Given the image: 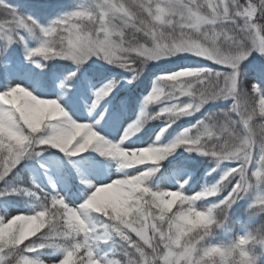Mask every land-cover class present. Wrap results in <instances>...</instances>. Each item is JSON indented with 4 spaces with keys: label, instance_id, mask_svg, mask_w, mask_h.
Listing matches in <instances>:
<instances>
[{
    "label": "clouds",
    "instance_id": "obj_1",
    "mask_svg": "<svg viewBox=\"0 0 264 264\" xmlns=\"http://www.w3.org/2000/svg\"><path fill=\"white\" fill-rule=\"evenodd\" d=\"M57 17L66 19L46 42L32 34L39 60L31 62L41 69L87 52L130 74L131 84L162 60L189 55L206 63L157 74L143 114L116 142L88 124L67 145L64 135L78 122L57 99L20 84L0 92V163L48 148L92 150L121 173L98 185L84 179L91 191L77 206L57 193L47 207L0 215L7 221L0 264H264V82L250 81L245 67L253 55L264 60V0H73ZM209 104L220 106L163 140ZM153 121L163 122L153 142L123 146ZM181 149L207 160L206 176L216 174L199 190L189 191L190 175L164 186V164ZM240 202L243 218H233ZM221 231L226 240L216 239Z\"/></svg>",
    "mask_w": 264,
    "mask_h": 264
},
{
    "label": "rangeland",
    "instance_id": "obj_2",
    "mask_svg": "<svg viewBox=\"0 0 264 264\" xmlns=\"http://www.w3.org/2000/svg\"><path fill=\"white\" fill-rule=\"evenodd\" d=\"M187 57H189V55H181L171 60H162L160 62H156L155 64ZM62 60L73 62L69 59ZM250 60L255 59L252 57ZM257 61L258 63L260 62L258 58ZM87 63L91 66H94V69L98 72L100 70H102L103 72L104 67L111 70L115 68L105 62H100L95 57L89 59ZM123 74L128 73L123 72ZM99 83L101 82H94L88 84L87 86H83L79 81H76L75 83V80H71L68 82V86L66 88L56 86L59 84V81H57L55 85H52L51 87H43L40 85L37 79H33L31 75L28 72H24L20 68V66H5L2 71V77L0 78V92L5 91L12 85L20 84L40 98L57 99L73 120L78 123L90 124L95 131L100 133L106 139L116 142L121 139L125 129L134 121V118L125 111H114L111 106L112 100L108 98L104 100L95 110L90 111V106L93 98L92 90L95 87H99ZM70 86H72L73 89H71ZM102 114L103 118L101 119ZM97 121H99V123H97ZM158 131V129L154 132L151 131V135L148 137V139L142 138L143 135L141 132L132 137L130 140H126L123 146H146L147 144L155 140V134ZM186 155L191 154L186 153L182 150L180 152H177L175 158H182V156ZM97 156L103 157L98 153L89 150V152L86 151L76 156H69V165H63V163H61L62 161H59L56 158H51L50 156H47V154L42 153L38 157L39 162L37 166H28L27 162L23 160L14 170L13 176L16 179L20 180V177L23 175L21 169H25L26 172L32 174V177H29V179L27 180V183L25 185L26 187H31L34 181L39 185V188L43 193H59L60 195L65 197L66 202L70 206H77L82 202L86 194L91 191V188L82 182L84 179L92 181L94 184L98 185L107 183L110 180L115 179L121 175V173L116 170L114 161L107 157H104L103 160L95 159ZM170 160L173 159H169L168 161ZM188 160H190L189 157L181 159L180 163L177 164L176 170H172L169 175H164L163 180L165 181V187H174V184L169 183V181H171L173 177L179 176L181 179H183L187 178L190 175L192 181L190 180L189 191H195L199 190L201 185L205 182H210L215 178L216 174H212L211 178H209L210 176L205 175V173L209 170L208 168L205 170L204 174L201 177L193 182V176L191 172V169L193 167H187L188 164H190V161ZM41 165H43L44 167H41ZM71 180H74L78 185L84 187L86 191H81V187H75L77 185L71 183ZM9 184V181H7V183L0 182V188H8ZM20 195L30 198L29 196H26L24 194ZM110 198L114 200L119 199V193H111ZM20 212L22 211L14 207L12 204H9L8 202L0 203V215H3L5 213H7L8 215H14Z\"/></svg>",
    "mask_w": 264,
    "mask_h": 264
},
{
    "label": "trees",
    "instance_id": "obj_3",
    "mask_svg": "<svg viewBox=\"0 0 264 264\" xmlns=\"http://www.w3.org/2000/svg\"><path fill=\"white\" fill-rule=\"evenodd\" d=\"M6 2L12 6H15L18 8L19 12L23 14H31L35 18H37L40 23L47 24L49 21L60 15L61 13L70 10L73 6V0H6ZM26 35L27 43L29 47H36L38 44V39L33 35ZM5 49V45L2 41H0V51H2V54H0V72L1 67L6 66L8 64L11 65H21L24 70L30 72L34 78L38 79L44 86H49L53 83H55V73L64 74V72L67 73V76L70 73H68L69 65H73L67 60H62V58H57L51 61L46 62L47 67L41 69L40 67H37L36 63L30 62L26 60L25 58V48L22 44L15 43L10 46H8ZM39 60V58H36ZM100 62L104 63L103 61L99 60ZM203 60L200 59H194L193 61L190 60H177V61H171V62H163L160 64L152 63L148 67L147 71L138 79L137 81L129 84L128 79L126 80H120V84L117 86V88L112 92V96L114 98L115 102V108H121L122 105L120 104V101L127 100V109L130 113H137L138 112V103L140 99H143V97L148 93V91L152 87V81L155 78L157 74L163 71L173 70L177 67H183V66H196L203 64ZM252 64L255 65L256 62L252 61ZM84 65H81L79 67V70L74 71L75 73H80V76L82 77V69L81 67ZM87 67V66H86ZM89 67V66H88ZM84 68V67H83ZM91 68V67H90ZM107 69V68H103ZM90 76H93V72L88 73ZM66 75V74H64ZM249 79H252L251 77H248ZM65 79V78H64ZM61 80V81H64ZM220 105H213L209 104L207 106V109L201 113L200 116L193 119L191 122H182L178 121L172 129H170L163 137V140L166 142L167 140H170L176 132H178L181 128L187 127L192 123H195L197 119H199L204 112L211 110L214 107H218ZM150 108L154 106H149ZM163 122L161 121H153L151 122L144 131H149L155 126H161ZM45 153L47 152L48 155L61 158L65 161L67 158L66 154H63L58 149L54 148H48ZM193 157H196L200 159V162L196 165V174L197 177L201 174L203 170H205L206 166H210L207 163V160L205 158H202L200 156H197L195 153L191 155ZM181 161V158L178 159ZM25 162H27L28 165H35L37 163V158L35 159H25ZM172 164L168 161L165 162L164 168L165 171L168 172L170 169H172ZM31 173H25L24 174V182H21V184H25L26 180L29 176H31ZM10 183L12 186L17 185V182L12 178L9 177ZM1 190V189H0ZM1 201H9L13 205L17 206L23 211H30L33 208V205L36 203L32 199H24L22 196H13V195H5L0 196V202ZM244 207L245 202H240L239 204L235 205L231 211V215L233 218L240 217L243 218L244 213ZM237 231H241L239 226L236 229ZM228 238V233L223 232L221 235H217V240H226Z\"/></svg>",
    "mask_w": 264,
    "mask_h": 264
},
{
    "label": "snow or ice",
    "instance_id": "obj_4",
    "mask_svg": "<svg viewBox=\"0 0 264 264\" xmlns=\"http://www.w3.org/2000/svg\"><path fill=\"white\" fill-rule=\"evenodd\" d=\"M8 8L9 12L7 16L0 15V41L4 45L10 46L15 43L22 44L25 48V58L30 62L37 58V53L33 51V47H29L26 39V35H32L36 33L41 38V43L46 42L47 37L53 32V30L59 31L61 25L59 20L66 19V17H57L56 20H51L47 24H42L40 21L31 14H23L19 12L18 8L12 6L6 2V0H0V8ZM68 59L72 60L77 65V70L83 65L86 61L89 60V53L85 54H69ZM254 59H259V63L253 65L252 61L249 60L248 64L245 67L248 70V77H251V80H259L264 82V60L260 59L259 56H254ZM76 76V73H70L65 77L64 81L61 82V87L66 88L67 81L72 80ZM120 84V81L116 79L106 80L101 83L99 87H95L92 90V102L90 106V111L95 110L104 100H106L112 92ZM144 105L142 103L140 115L143 114ZM103 114L101 115V119ZM71 124V120L69 121ZM99 123V121H97ZM88 123H76L71 124L70 130L65 133L64 141L67 145H71L77 137H80L81 134L85 131ZM93 137L89 133L86 139L91 141ZM65 154L68 156H76L71 154L69 150H66ZM25 159L24 156L19 155L13 157L6 162L0 163V182L7 183L8 178L13 174L17 166ZM44 167V166H42ZM51 182V181H50ZM20 192L26 196L32 198L36 203L33 205V208H44L53 202L54 199H58L57 193L48 194L43 193L40 190L39 185L33 181L31 187H26L21 184L5 188L0 190V196L17 194ZM6 220H0V223H6Z\"/></svg>",
    "mask_w": 264,
    "mask_h": 264
}]
</instances>
